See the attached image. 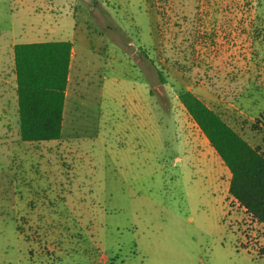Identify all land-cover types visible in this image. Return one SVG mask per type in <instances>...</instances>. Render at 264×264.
Returning <instances> with one entry per match:
<instances>
[{"label":"rangeland","instance_id":"1","mask_svg":"<svg viewBox=\"0 0 264 264\" xmlns=\"http://www.w3.org/2000/svg\"><path fill=\"white\" fill-rule=\"evenodd\" d=\"M263 35L264 0H0V264H264L178 97L263 145ZM49 38L88 72L58 145L18 139L9 56Z\"/></svg>","mask_w":264,"mask_h":264},{"label":"trees","instance_id":"2","mask_svg":"<svg viewBox=\"0 0 264 264\" xmlns=\"http://www.w3.org/2000/svg\"><path fill=\"white\" fill-rule=\"evenodd\" d=\"M70 52L68 40L14 44L17 135L21 141L61 137ZM178 97L229 170L228 193L264 227V141L251 145L190 90H182Z\"/></svg>","mask_w":264,"mask_h":264},{"label":"crops","instance_id":"3","mask_svg":"<svg viewBox=\"0 0 264 264\" xmlns=\"http://www.w3.org/2000/svg\"><path fill=\"white\" fill-rule=\"evenodd\" d=\"M33 31H25V33H27V34H33L32 33ZM263 37H264V35H263ZM33 39H35L34 37H33ZM31 40V39H29V40H25V42H23V43H32V42H45V41H59V40H65V39H59V38H49V39H47V40H40V41H37V40ZM70 43H71V52H70V60H69V66H68V75H67V84H66V88H65V91H64V97H65V99L66 98H70L71 99V101H72V99H73V97H74V94L75 93H77V89H78V87H79V84H83V80H82V78L83 77H87L88 76V72L86 71V69L85 68H82V67H80V65L79 64H77V61L75 60V48H74V45H73V41L72 40H69V39H67ZM16 43H18L17 41H14L12 44H11V46L9 47L10 48V55L9 56H11V62H12V76H13V82H14V92H15V76H14V72H13V46H14V44H16ZM104 64H105V62H103ZM86 68H87V66H85ZM1 69V68H0ZM80 70H85L86 71V74L84 73V74H79V71ZM91 78V77H90ZM92 80V79H91ZM93 81V80H92ZM92 81H91V83H92ZM84 85L85 86H88L89 85V83H84ZM78 94V96L80 95V97H81V94L80 93H77ZM239 95L237 94V98L239 99ZM15 101H16V96H15ZM64 108H65V103H64ZM5 124V123H4ZM3 124V125H4ZM6 124H8V123H6ZM18 139H19V137H18ZM20 140V139H19ZM57 140L58 139H56V140H49V141H39V142H35V143H42V142H54V141H56V143H57V145H58V142H57ZM24 142H27V141H24ZM28 143H33V142H28ZM217 158V157H216ZM218 159V158H217ZM222 172L223 173H225V172H227V186H226V191L228 192V186H229V179H230V173H228V171H226V169H224V168H222ZM232 198V197H231ZM233 199V198H232ZM236 202V201H235ZM236 204H238L237 202H236ZM243 209V208H242Z\"/></svg>","mask_w":264,"mask_h":264}]
</instances>
